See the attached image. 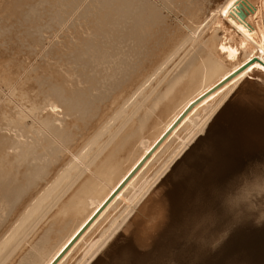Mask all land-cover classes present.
I'll return each instance as SVG.
<instances>
[{
    "label": "bare ground",
    "instance_id": "obj_1",
    "mask_svg": "<svg viewBox=\"0 0 264 264\" xmlns=\"http://www.w3.org/2000/svg\"><path fill=\"white\" fill-rule=\"evenodd\" d=\"M31 1L32 0H12L14 5L12 11L14 15L20 17L17 29L19 28L21 31L24 30V34L27 37H30L29 39L34 41L35 39L38 40L39 31L41 29L38 24V21H40V13L38 5L35 4V2L32 3ZM84 1L85 0H82L79 5L73 9L74 11L72 12V15L77 9H79ZM101 1V8L106 7L105 4L110 5L109 2H111L110 0ZM240 1L241 0H239V4L241 3ZM245 1L250 5L251 17L258 15L255 19L256 28L250 24L244 25L237 20V16L234 13L236 10L234 0H122L119 5L117 4L119 7H115L117 9L116 14L117 11H119L122 17V21L119 22V25H121L119 33L123 44V50L121 51V54L118 55L122 56H119L120 58L115 56L118 59L114 61L111 60L113 61V64H111L112 66L109 65L111 68L109 66L108 68L110 69L106 67L108 71L104 68V73L105 71L107 72V74L105 73L106 76H103L99 83L100 85L96 88V90L92 89L95 93L89 92V94L87 93V96L84 94V99H81V93L80 97L79 94L75 95V93L74 95L72 94L73 96L69 97L65 96L66 93L63 94L64 91L60 93L56 86L55 89L52 88L54 89L51 93L53 97H50V99L54 98L56 101L55 103L51 101L48 112L51 116L56 115L58 113L59 105L62 104L65 106L64 108L69 111V113L78 110L77 113L81 112V115L79 114L80 116H90L87 114H91L93 112L94 106H96L97 103L102 106L101 104L108 99L104 90L108 89V86L112 85V82L116 84L120 81L123 83L127 82L130 86V88L127 89L128 92H132L136 87H138L133 91V94L129 96V102L133 101L134 106L135 99H142L143 96L146 95L147 91H149V94H152L154 91L155 92L152 95L154 97L152 98L151 103H147L152 107L147 109L146 106H143L141 103L136 106L137 108L135 107L134 110L133 106V112L130 111V116L127 114L128 118L125 122L126 125L122 126V129L125 127L123 132L119 129L121 133H115L105 143V145L102 144L103 146L100 150H98L97 155L95 157L94 155L91 156L94 157L91 162L84 160L82 154L80 157L78 153L75 154L68 148L66 144L67 141L68 145H70L73 141H69L74 139L72 134L74 132L71 130L70 124H65L63 127V123L59 120L58 121L59 123H62L61 125L63 128L61 125L56 126V122H47L48 124H45L43 122L44 120H40L41 118H38L39 116L37 117L32 110H29L24 105L23 100L31 97L28 96L31 92V88L28 91H25L26 95H23L24 97L22 98V101L12 96V86L19 78V75L17 79H15L14 82H11V85L7 88L2 87L0 84V89L3 90H0L2 92H0V114H2L4 118H7L11 116V114L14 115V112L16 111L17 114H15L14 117L19 119L26 118L31 124L36 127L38 126L39 131L41 130V133L38 134L41 136L36 137L37 139L35 138L36 140H33L34 142L22 140L24 136L21 138L20 136L23 135L21 133L20 136H14L11 133H8L6 136H0V264H6L5 262L8 260L10 261L11 256L14 257L12 254H14V251L17 250V247L19 246L20 241L15 243L17 232L16 234L14 232L16 229L14 227L15 223L18 220H21L17 217L19 216L25 219L27 216L29 217V215L32 216L33 212L36 210L40 213L43 212L40 210L42 206L45 208V206L42 205L43 203L46 205L44 200L47 196L45 195H47L48 191L51 192V190L48 189V191L43 194H38L39 191H41V189L49 183V181H53L54 179L53 182L55 186H59L62 183L63 186L68 185L66 189L63 187L65 190L63 192L59 191L60 194H58V192L57 196H50L57 197V200L53 198L55 202L51 203H54L53 206L56 207L54 212L58 213V217L55 216L57 217L56 220L51 219L52 222L50 224L49 221L46 222L48 219H46V217L50 214V212L49 214L47 213L48 215L45 217V223H48V225L45 227V224H41L40 226L41 232H39L41 234V239L38 238L39 234L36 237L37 240L40 239L38 240L39 242L36 243L37 246L35 243H31V247L29 246L32 248L33 252L36 250L35 252L41 253L40 255H42L43 258L38 259L37 256L34 258V255V259H32V254L34 253H32L31 249L28 250L27 248V253L20 256L21 260L18 258L19 264H46L66 242L70 235L77 229V227L84 221V219L94 210V208H96L102 199L108 195L111 189L133 166L143 152L182 111L189 101L193 100L223 76L228 75L252 57H257V59L264 62V45L262 40H260L263 36L260 17L263 14L264 0ZM94 2L95 1H93V3ZM97 3L99 4L100 1ZM116 3H118V0ZM28 4L29 8L25 10L24 8ZM230 4L233 5L232 8H229ZM115 5L116 4H114V6ZM97 9L100 8L97 6L96 10ZM106 9L102 8V10ZM2 12H6V8L4 11L2 10ZM80 15L78 14L77 17L83 16ZM112 15L110 13V17ZM103 16L104 15H102V17ZM84 17H86L85 14ZM5 22L7 23V21ZM66 22L67 19L65 20V23ZM99 23L98 25H100ZM8 29L9 28L5 27L4 31L8 32ZM102 33L106 32L99 27L95 31V34L98 35H102ZM110 33H112L111 30L108 31L107 35L109 36ZM257 34L261 36V38L258 37L260 42L258 40L256 41L254 38ZM16 35L19 37L21 33L20 35L19 33ZM104 37L106 38V36ZM97 40L99 42L101 41L98 37H94L91 41V45L87 46L85 49L86 58L84 59V62H91L90 65L92 66L94 64L100 65L101 63L107 64L108 62L106 60L108 59L106 58H109V60L111 59L109 57L110 55H108L109 52L107 54L105 52L104 54V50H101L105 43H102L103 41H101L104 45H97L99 43L96 42ZM7 43L8 42H5V45ZM48 43L43 45L42 49L45 48ZM2 44L4 43L2 42ZM112 56L113 55L111 54V57ZM77 57L75 55V60L78 59ZM104 61H106V63ZM262 62L258 60L250 62L245 69L232 76L221 86L205 95L198 103L193 105L176 125L173 131L168 134V136L153 151L150 157H148L143 165L128 180L117 195L100 211L89 226L78 236L75 242L62 254L60 259L55 264H68L69 261L71 262L69 264H97L131 225H137V230L143 234L152 231L164 211V207L159 201V196H161L160 194L171 188L174 181L180 176V172L184 167V164L191 157V151L197 146L196 144L199 136L206 132L217 111L220 110L222 105L229 101L232 96L240 92H255L260 89L259 87H264V66L262 65ZM156 65L157 68L154 72L150 75H146V78L141 82L140 80L142 74H147L150 70H152L151 68ZM101 66L105 65L101 64ZM161 73L163 75H161ZM93 83L94 82H92V84ZM90 87L92 88L93 86ZM25 88H27V86ZM52 89L49 88L50 91ZM80 92L84 93L85 91ZM148 95L146 98H150V95ZM6 100H9V103L7 104L11 105L10 109L8 108L9 111H6L5 108L3 110L2 108V105ZM126 101H128V99H126ZM146 102L148 101L146 100ZM143 103H145V100ZM96 107V111L98 112V106ZM156 108H158L161 115H165V118L158 126L155 127L153 131L151 130V136H146L148 138L145 141H143L144 139L141 141V135L155 125L152 114L154 115ZM97 112H95V114ZM134 114L135 116H133ZM87 124L89 125L88 120ZM103 127L107 128L105 124ZM104 129L99 132V137H97V134L95 133V137H97V139H101L100 134H104V132H102ZM109 131L110 130L108 129V133ZM103 136L105 138V135ZM17 137H19V139ZM93 140H95V138H93ZM138 141L139 145L135 147V144ZM96 144H98V142H96ZM91 147L93 148V145ZM63 152L65 154L68 153L67 155L70 156L71 161L69 164L74 165L72 168L65 166V169L67 168L68 170L64 171V173L62 172L63 175L59 176V174L50 170L49 161L47 164V162L42 159H44L45 155L47 156L48 154L49 156H52V158L50 156L51 161L53 160L52 164H54V161H57L56 165H60V163H64L62 155ZM43 153H45V155L44 157L42 156V159H40V155ZM89 155H92V153ZM47 158L49 159V157ZM41 160L42 162H40ZM161 160L162 162H160ZM70 161L68 160V162ZM57 167L58 166H56L53 170H56ZM73 176L75 177L74 179L72 178ZM106 179H110V181L107 180L109 182L106 181L107 183H103L105 186L102 187L101 182ZM53 182H51L52 184L50 185H53ZM62 185H60L61 188ZM51 188H53V186ZM54 192L56 191L54 190ZM64 197L66 198L64 199ZM33 198V201L35 202L31 203ZM38 208L40 209L38 210ZM51 208L53 207H50V209ZM112 213L113 215L110 216ZM52 216L53 215H51V217ZM33 217L34 216H32V218ZM73 217H77V219L74 218L76 222L72 220ZM107 218L109 220L104 223ZM40 219H42V217L36 221V224L40 223ZM69 221H71L73 225L69 223ZM23 223L24 226H28L25 224L27 222L24 221ZM26 226L25 229L28 228ZM60 233L62 235H60ZM54 239L57 240L54 245L50 246L49 249L46 248L47 250L42 251L38 247L39 244H52V240ZM42 248L44 250V246Z\"/></svg>",
    "mask_w": 264,
    "mask_h": 264
},
{
    "label": "water",
    "instance_id": "obj_2",
    "mask_svg": "<svg viewBox=\"0 0 264 264\" xmlns=\"http://www.w3.org/2000/svg\"><path fill=\"white\" fill-rule=\"evenodd\" d=\"M240 2L237 20L256 28L258 15L251 17L250 5ZM260 21L263 36L254 38L264 45V7ZM254 60L262 62L252 57L189 101L46 264L60 259L193 105ZM259 88L232 96L217 111L180 176L160 194L164 211L155 228L143 234L131 225L97 264H264V204L251 207L260 197L246 199L243 192L264 185V87Z\"/></svg>",
    "mask_w": 264,
    "mask_h": 264
},
{
    "label": "rangeland",
    "instance_id": "obj_3",
    "mask_svg": "<svg viewBox=\"0 0 264 264\" xmlns=\"http://www.w3.org/2000/svg\"><path fill=\"white\" fill-rule=\"evenodd\" d=\"M42 1V2H41ZM48 1V2H47ZM57 1V2H56ZM72 1V2H71ZM82 0H32L31 2H35V4L38 5V10H39V13H40V21H38L39 25H40V31H39V36H38V40L35 39L34 41H32L31 39H29L30 37H27L24 33L25 31H22L18 28L17 29V25L19 24L20 20L19 18L20 17H17L16 15L13 14V8H14V5H13V2L12 0H1L0 1V84L2 85V87H9L11 84V82H14L15 79H17L18 75H19V78L15 81V83L13 84L12 86V96L15 97L16 99L18 100H23L22 98L24 97L23 95H26L25 91H28L30 88H31V92L29 93L28 96H31V97H28V99L26 100H23L24 102V105L29 109V110H32V112H34V114L38 117V118H41L40 120H44L43 122L46 124L47 122H53L55 124H57L56 126H60L62 123L63 127L64 125L66 124H70L71 126V130L74 132L72 133L73 134V138L75 139H71L69 142H72L70 145H68V141H67V146L70 150H72V152H74L75 154L78 153V155H80L81 157V154H82V157L84 160H87V162H91L93 160V158L97 155L98 153V150H100V148H102L103 145H105V143L115 134V133H119L120 131L123 132V128L122 129V126L123 125H126L125 122L128 118V115L130 114V111L133 112V106H134V102L131 101L129 102V96L133 94V91L138 88L136 87L132 92L131 91H127L128 88H130V86L128 85L127 82L123 83V82H119L118 84L112 82V85L108 86V89L104 90L105 92V95L108 96V99L103 103L101 104L102 106H100L99 103L96 104V106H98V112L96 111L97 110V107L94 106V109H93V114H95V112H97L95 115H93L92 113H88L87 115H90V116H86V115H83V116H80L81 115V112L80 113H77V111H73V112H70L67 111L63 106L62 104L59 105V108H58V113L56 115H53L51 116L49 114V104H51V101L55 103V99L54 98H51L50 97H53L52 96V91L55 89V86L57 88V90H59L60 93H62L63 91V94H65V96H73L74 93L75 95H78L79 94V97H80V93H81V99H84V94L85 96H87V93L89 94V92L91 93H95V91L93 90H96V88H98V86L100 85V81L102 80L103 76L107 74L106 71L108 66H112L111 64H113V61L118 59L117 57H119L120 55L118 54H121V51L123 50V44H122V41H121V38H120V33H119V30L121 29V25H119V22L122 21V17L120 15V12L117 11V14H116V8H118L120 2L122 1H119L118 0V3L117 0H110L111 2L110 5L109 4H105L106 7H102L103 9H106V10H102L101 8V4H102V1L101 0H98L100 1V3L98 4L97 0H93L95 1L94 4L92 0H85L83 2V4L79 7V9H77L75 11V13L72 15V12L74 11L73 9H75L79 3L81 2ZM91 1V2H89ZM104 1V0H103ZM44 2V3H43ZM88 2V3H86ZM114 2V3H113ZM5 4V5H4ZM50 4V5H49ZM94 4V5H93ZM114 4H116L114 7ZM118 4V5H117ZM41 5V6H39ZM97 5L98 8L100 9H97ZM100 5V7H99ZM109 5V6H108ZM29 4L25 6V10H27L29 7ZM58 6V7H57ZM87 6V7H86ZM111 6V7H110ZM113 7V9H112ZM116 7V8H115ZM6 8V12H2V10L4 11ZM52 8V9H51ZM83 9V10H82ZM41 10V11H40ZM82 10V11H81ZM85 10V11H84ZM92 11V12H91ZM103 11V12H101ZM114 11V12H113ZM46 12V13H45ZM83 12V13H81ZM109 14H108V13ZM3 13V14H2ZM83 15L82 17H77L78 14L80 15ZM106 13V14H105ZM110 13L112 15V19L110 17ZM119 13V14H118ZM7 14V15H6ZM84 14L86 17H84ZM88 14V16H87ZM99 16H97V15ZM43 15V16H42ZM71 17H70V16ZM80 15V16H81ZM102 15H104L102 17ZM42 16V17H41ZM97 16V17H96ZM108 16V17H107ZM59 17V18H58ZM65 17V18H64ZM101 17V18H99ZM107 17V18H106ZM115 17V18H114ZM117 17V18H116ZM13 18V19H12ZM43 18V19H42ZM54 18V19H53ZM79 18V19H78ZM86 18V19H85ZM18 19V20H17ZM67 19V22L65 23V20ZM102 19V20H101ZM108 19V21H107ZM61 20V21H60ZM7 21V23L5 22ZM12 21V22H11ZM19 21V22H18ZM102 21V22H101ZM118 21V23H117ZM3 22V23H1ZM100 22V23H99ZM15 23V24H14ZM53 23V24H52ZM65 23V24H64ZM98 23L100 25H98ZM117 23V24H116ZM64 24V25H63ZM93 24V25H92ZM106 26H105V25ZM8 25V26H7ZM63 25V26H62ZM67 25V26H66ZM111 25V26H110ZM4 26V27H3ZM12 26V27H10ZM16 26V27H15ZM42 26V27H41ZM53 26V27H52ZM58 26V27H57ZM5 27L6 28H9L8 29V32H5ZM62 27V28H61ZM100 28V29H103L105 30L106 33H102L101 34H95V31L97 28ZM106 27V28H104ZM113 27V28H112ZM2 28V29H1ZM11 28V29H10ZM43 28V29H42ZM50 28V29H49ZM61 28V29H60ZM17 29V30H16ZM58 29V30H57ZM20 30V31H19ZM111 30V32L113 33H110V35L108 36L107 33L108 31ZM4 31V32H3ZM18 31V32H16ZM57 31V32H56ZM66 31V32H65ZM56 32V33H55ZM10 33V34H9ZM21 33V35L18 37L16 34ZM51 33V34H50ZM9 34V35H8ZM55 34V35H54ZM106 34V35H105ZM54 35V36H53ZM15 36V37H14ZM53 36V38H52ZM106 36V38L104 37ZM2 37V38H1ZM8 37V39H7ZM18 37V38H17ZM94 37H98L99 40L101 39V41H103L102 43H105L102 44L101 41L99 42L98 40L96 41L97 45H104L101 50L103 51L104 50V54L106 52V54L108 53V55H110L109 57L111 58L109 60V58H106L108 60H106L108 63L107 64H104V63H101L102 65H105V66H101V64L97 65V64H94L93 66L90 65L91 62H84V59L86 58V55H85V49L87 46H90L91 45V41L92 39H94ZM103 37V38H102ZM109 39H108V38ZM11 38V39H10ZM24 38V39H23ZM52 38V39H51ZM120 38V40H119ZM20 41H19V40ZM22 39V40H21ZM40 39H41V43H40ZM51 39V41L48 43V41ZM78 39V40H77ZM111 39V40H110ZM7 40V41H6ZM25 40V41H24ZM44 40V41H43ZM2 42L4 44H2ZM5 42H8L7 44L9 45H5ZM61 42V43H60ZM22 45H21V44ZM46 43L47 46H45V48L42 49L43 45H45ZM56 43V44H55ZM28 44V45H27ZM52 44V45H51ZM107 47V48H106ZM72 48V49H71ZM42 49V50H41ZM3 50V51H2ZM57 50V51H56ZM7 51V52H6ZM10 51V52H9ZM78 51V52H77ZM82 51V52H81ZM34 52V53H33ZM40 52V53H39ZM55 52V53H54ZM69 52V53H68ZM71 52V53H70ZM39 53V54H38ZM58 53V54H57ZM72 53H73V56H72ZM76 53V54H75ZM80 55H79V54ZM38 54V55H37ZM60 54V55H59ZM67 54V55H65ZM71 54V55H70ZM79 56H78V55ZM111 54L115 57H111ZM9 55V56H8ZM37 55V56H36ZM75 55L78 59L75 60ZM36 56V58H35ZM66 56H67V59H66ZM70 56V57H69ZM83 56V57H82ZM122 56V55H121ZM120 56V57H121ZM60 57V58H59ZM73 57V58H72ZM119 57V58H120ZM63 58V59H62ZM70 58V60H69ZM72 58V59H71ZM81 58V59H80ZM114 58V59H113ZM10 59V60H9ZM60 59V61H59ZM62 59V60H61ZM83 59V60H82ZM76 62H75V61ZM82 60V61H81ZM113 60V61H111ZM79 61V62H78ZM81 61V63H80ZM106 61H104L106 63ZM119 61V60H118ZM87 63V64H86ZM16 64V65H15ZM79 64V65H78ZM82 64V65H81ZM109 66V67H110ZM107 67V68H106ZM72 68V69H71ZM78 68V69H77ZM106 69L105 73H104V70ZM111 68V67H110ZM108 68V69H110ZM157 68V65L153 68H151L152 70H150L147 74L146 73H143L142 76H141V82L146 78V75H150L152 72H154V70ZM24 70V72H23ZM87 70V71H86ZM33 71V72H32ZM86 71V72H85ZM23 72V73H22ZM66 72V73H65ZM80 72V74H79ZM21 75H20V74ZM77 73V74H76ZM83 73V74H82ZM99 75L97 76L96 75ZM164 73V72H163ZM89 74V75H88ZM82 75V76H81ZM88 75V76H87ZM161 75H163L161 73ZM41 76V77H40ZM104 76V77H105ZM16 77V78H15ZM82 77V78H81ZM85 77V78H84ZM87 77V78H86ZM89 77V78H88ZM92 80H91V78ZM94 77V78H93ZM30 78V79H28ZM42 78V80H41ZM45 78V79H44ZM44 79V80H43ZM66 79V80H64ZM84 79H85V82H84ZM13 80V81H12ZM89 80V81H88ZM28 81V82H27ZM36 81V82H35ZM53 81V82H52ZM88 81V82H87ZM91 81V83H90ZM41 82V83H40ZM52 82V83H50ZM59 82V83H58ZM92 82H94L92 84ZM46 83V84H45ZM50 83V84H48ZM88 83V84H87ZM97 84V85H96ZM21 85V86H20ZM141 85V84H140ZM155 85V84H154ZM153 85V86H154ZM27 86V88H25ZM30 86V87H29ZM54 86V87H53ZM90 86H93L92 88ZM96 86V87H95ZM21 87V88H20ZM41 87V88H40ZM48 87V88H47ZM60 87V88H58ZM90 87V88H88ZM45 88V89H44ZM49 88H54L52 89L51 91L49 90ZM115 88V89H114ZM15 89V90H14ZM25 89V90H24ZM63 89V90H62ZM82 89V90H80ZM85 89V90H83ZM93 89V90H92ZM1 90V89H0ZM87 90V91H86ZM90 90V91H89ZM112 90V91H111ZM3 91V90H1ZM0 91V92H1ZM80 91H85L84 93L80 92ZM127 91V92H126ZM69 92V93H68ZM79 92V93H77ZM155 92V91H154ZM154 92L152 94H149V91L146 92V95L143 96L142 99H137V100H140V101H137L134 97V101H135V106H134V110H135V107L138 106L139 104H143V106H146V108H151L152 106H150L149 104L151 103L152 101V98L154 96H152L154 94ZM2 93V92H1ZM0 93V95H1ZM15 93V94H14ZM23 93V94H22ZM28 93V92H27ZM48 93V94H47ZM127 95H126V94ZM22 94V95H21ZM73 94V95H72ZM83 94V95H82ZM150 95V98L146 96L147 95ZM51 95V96H50ZM148 95V96H149ZM152 96V97H151ZM83 97V98H82ZM126 99H128V101H126ZM54 100V101H53ZM117 100V101H116ZM145 100V103H143ZM146 100L148 102H146ZM7 101V102H6ZM4 102V104L2 105V108L4 110V108L6 109V111H9L11 105L10 104H7L9 103V100H6ZM112 102V103H111ZM124 102V103H123ZM128 104H127V103ZM133 102V104H132ZM137 102V104H136ZM2 103V101H1ZM131 103V104H130ZM149 103V104H147ZM99 104V105H98ZM123 104V105H122ZM5 106V107H4ZM61 106V107H60ZM117 106V107H116ZM130 106V107H129ZM31 107V109H30ZM102 107V108H101ZM9 108V109H8ZM115 108V109H114ZM127 108V109H126ZM130 108V109H129ZM137 108V107H136ZM65 109V110H64ZM101 109V110H100ZM104 111H103V110ZM123 109V110H122ZM34 110V111H33ZM39 110V111H38ZM122 110V111H121ZM125 110V111H124ZM37 111V112H36ZM158 111V112H157ZM120 112V113H119ZM19 113V112H18ZM74 113V114H72ZM117 113V115H116ZM17 114V112L15 111L14 112V115ZM72 114V116H71ZM80 114V115H79ZM114 114V115H113ZM125 114V115H124ZM128 114V115H127ZM2 115V114H0ZM14 115L11 114V116L9 117H5L2 115L0 116V136L4 135L6 136L8 133H11L12 135L16 136H20V133L23 134L21 135L20 137L22 138V140H27V141H31V142H34L37 138L36 137H39L41 135H38L40 134L41 130L39 131V128L38 126L36 127L35 125L31 124L25 117V119L21 118H17V117H14ZM94 117H93V116ZM101 115V116H100ZM64 116V117H63ZM86 116V117H85ZM123 116V118H122ZM130 116V115H129ZM135 116V114L133 115ZM43 117V118H42ZM62 117V118H61ZM81 117V118H80ZM83 117V118H82ZM90 117V118H89ZM115 117V118H114ZM119 117V118H118ZM4 118V119H3ZM65 118V119H64ZM86 120H85V119ZM111 118V119H110ZM152 118L153 120L155 121V125L152 126V128H150L149 130H147L146 132H144L142 135H141V141H145L148 137L146 136H151V130L153 131L155 129L156 126L159 125V123L162 122V120L165 118V115H161L159 113V110L158 108H156L155 110V113L154 115L152 114ZM17 119V120H16ZM80 119V120H79ZM85 122H84V120ZM114 121H113V120ZM28 123H27V121ZM52 120V121H51ZM57 120V121H56ZM61 121L59 123V121ZM87 120H88V123L89 125L87 124ZM90 120V121H89ZM118 120V121H117ZM17 121V122H16ZM19 121V122H18ZM46 121V122H45ZM113 123H112V122ZM15 122V123H14ZM22 122V123H21ZM91 122V123H90ZM106 122V123H105ZM112 124H111V123ZM86 123V124H84ZM48 124V123H47ZM59 124V125H58ZM105 124L106 127H103ZM110 124V126H109ZM15 125V126H14ZM20 125V126H19ZM61 125V127H62ZM86 127H85V126ZM91 125V126H90ZM24 126V127H23ZM90 126V127H88ZM22 127V128H21ZM60 127V128H61ZM62 127V128H63ZM104 129L102 132H104V134H100V138L101 139H97V137H99V132ZM117 127V128H116ZM121 127V128H120ZM127 127V126H126ZM17 128V129H16ZM33 128V130H32ZM61 128V129H62ZM112 128V129H111ZM116 130H115V129ZM26 129V130H25ZM99 129V130H97ZM108 129L110 130L109 133H108ZM120 129V131H119ZM122 129V130H121ZM20 130V131H19ZM112 130V132H111ZM114 130V131H113ZM30 131V132H29ZM107 131V132H106ZM94 132V133H93ZM101 132V133H102ZM107 134H106V133ZM120 132V133H121ZM97 135H96V134ZM112 133V134H111ZM111 136H110V135ZM38 135V136H37ZM85 135V136H84ZM94 135V136H93ZM95 135L97 137H95ZM105 135V138L104 136ZM3 136V137H4ZM30 136V137H29ZM91 136V137H90ZM93 136V137H92ZM34 137V138H33ZM145 137V138H144ZM19 139V137H17ZM30 138V139H29ZM36 138V139H35ZM91 138V139H90ZM93 138H95V140H93ZM32 139V140H31ZM97 139V140H96ZM105 141H104V140ZM34 140V141H33ZM89 140V141H88ZM100 140V141H99ZM103 140V142H102ZM88 141V142H87ZM94 144H93V143ZM96 142H98V144H96ZM101 142V143H100ZM90 143V144H88ZM100 143V144H99ZM103 144V145H102ZM93 145V148L91 147ZM95 145V147H94ZM139 145V141L136 142L135 144V147H137ZM99 147V148H98ZM97 148V149H96ZM93 149V150H91ZM12 150V149H11ZM96 150V151H95ZM93 151V152H92ZM95 151V152H94ZM92 153V155H89V154ZM95 153V154H94ZM68 154V153H67ZM63 152V161L64 163H60L56 165L57 161L55 162L54 161V164L53 163V160L51 161L50 159V156L47 154V156L45 155V153L41 154L40 155V159H42L44 157V160L45 162H47L48 164V161L50 164H49V168L51 171H54L56 174H59L60 175H63L62 172L64 173V171L68 170L67 168L65 169V166L66 167H70L72 168L73 165L72 164H69L71 163L70 161V156L67 155ZM65 155V156H64ZM88 155V157H87ZM94 157H91L93 156ZM43 156V157H42ZM49 157V159L47 158ZM68 157V158H66ZM86 157V158H85ZM52 158V156H51ZM62 158V156H61ZM46 159V160H45ZM48 159V160H47ZM70 162H68V160ZM42 160L40 162H42ZM163 160V159H162ZM162 160L160 162H162ZM43 161V162H44ZM44 162V163H45ZM71 166H69V165ZM54 165V166H53ZM52 166V167H51ZM56 166H58L56 168V170H53ZM65 169V170H64ZM61 170V171H60ZM71 170V169H70ZM59 172V173H58ZM55 174V175H56ZM57 177V175H56ZM73 179L75 178L74 176L72 177ZM71 178V179H72ZM53 179V178H52ZM51 179V180H52ZM79 180V179H78ZM110 179H106V180H103V182H101L102 184V187H104L105 185H103V183H107L109 181H107ZM54 181V179H53ZM53 181H49L48 184H46L42 189L41 191H39V194H43L44 192L48 191V189L51 190L47 192V196L44 200V202H46V205L45 203H43L42 205L45 206V208L42 206L41 207V210L40 211H43V212H39V211H34L32 216H34L32 218V216L29 215V217L27 216L25 219L22 217H17L18 219H21V220H17L19 221H15V225L14 228L15 229V234L17 232V237L15 239V243L19 242V246L17 247V250L14 251V254H12L14 257L11 256V259L10 261L8 262H5L6 264H19V260L18 258L21 260V255L22 254H26L27 251L29 249H31L32 251V248L31 247V243H35V245L37 246L36 243H38L41 238V234H40V229H41V224H45V227L48 225V223L46 224L45 221L47 219L46 222L49 221V223L51 224L52 220H56V218L58 217L57 214L58 213H55V208L53 206V204L51 202H55L54 199L57 200V197H54V196H57V193L60 191V192H63L66 187L65 183L63 186L62 184V188L59 186H55L54 185V182ZM72 181V180H71ZM70 181V182H71ZM107 181V182H106ZM51 182H53V185H50L52 184ZM48 185V186H47ZM53 186V188H51ZM65 189H64V188ZM101 187V188H102ZM59 188H61L60 190H58ZM45 190V191H44ZM54 190L56 192H54ZM62 190V191H61ZM50 192V193H49ZM60 192L58 194H60ZM244 194H245V197L246 199H252L251 197L252 194H255V195H258L260 197V199L256 200V201H253L251 202V207L253 208H256V207H259L260 205L264 204V185H254L252 187L249 186L247 188H245L243 190ZM56 193V194H54ZM51 195H54L52 197H50ZM43 196V197H45ZM68 196V195H67ZM50 198V199H49ZM52 198V199H51ZM54 198V199H53ZM66 197H64L65 199ZM48 199V200H47ZM63 199V198H62ZM34 198L32 199L31 203L32 202H35L33 201ZM51 200V201H50ZM50 201V202H49ZM62 201V200H61ZM50 203V204H49ZM50 205V206H48ZM50 207H53L50 209ZM44 208V209H42ZM40 208H38L39 210ZM54 209V210H53ZM47 210V211H46ZM53 210V211H52ZM28 212V211H26ZM39 212V213H38ZM50 212V214H49ZM52 212V214H51ZM115 212V211H114ZM113 212V213H114ZM50 215H48V214ZM55 213V214H53ZM113 213L110 215L112 216ZM39 214V215H38ZM46 214V215H45ZM44 215V216H42ZM48 215V216H47ZM51 215H53L51 217ZM47 216V217H46ZM57 216V217H55ZM40 219V223L39 224H36L37 220ZM46 217V219H45ZM50 217V218H49ZM44 218V219H43ZM75 217L72 218V220L75 221V219H77V217L74 219ZM80 218V217H79ZM78 218V219H79ZM111 218V217H109ZM32 219V220H31ZM52 219V220H51ZM31 220V221H30ZM71 220V221H72ZM109 219L107 218V220L104 222L106 223ZM27 222L25 224H27L28 228L25 229V226H24V223L23 222ZM29 221V222H28ZM44 221V222H43ZM71 221H69V223H71ZM42 222V223H41ZM73 223V221H72ZM71 223V224H72ZM103 223V224H104ZM19 224V225H18ZM74 224V223H73ZM72 224V225H73ZM102 224V225H103ZM18 225V226H17ZM37 225V227H36ZM24 227V228H23ZM101 227V226H100ZM39 228V229H38ZM25 229V230H23ZM38 229V230H37ZM36 230V231H35ZM24 231V232H23ZM40 231V232H39ZM64 231V230H63ZM35 233V234H34ZM62 233V232H61ZM60 233V235H62ZM40 234V235H39ZM39 235L38 239L37 240V236ZM19 238V239H17ZM59 238V237H58ZM57 238V239H58ZM56 239V240H57ZM37 240V242H36ZM55 239L52 240V244L50 243L49 245H42V244H39V248L40 250L42 251H45L47 249L50 248V246L54 245L55 244ZM23 241V243H22ZM54 241V242H53ZM27 243V244H26ZM30 246V247H29ZM44 246V250H43V247ZM49 246V247H48ZM24 247V248H23ZM28 248V250H27ZM36 248V247H35ZM47 248V249H46ZM23 249V250H22ZM37 249V248H36ZM35 250V249H33ZM36 251V250H35ZM33 252L34 254H32V259L37 258L38 259H42V255H40L41 253L39 252ZM25 252V253H23ZM18 255V256H17ZM35 255V256H34ZM17 256V257H15ZM34 256V258H33ZM41 257V258H40ZM15 258V259H14ZM17 261V262H16ZM72 261V260H71ZM12 262V263H10ZM69 263H71L69 261ZM68 263V264H69Z\"/></svg>",
    "mask_w": 264,
    "mask_h": 264
},
{
    "label": "snow or ice",
    "instance_id": "obj_4",
    "mask_svg": "<svg viewBox=\"0 0 264 264\" xmlns=\"http://www.w3.org/2000/svg\"><path fill=\"white\" fill-rule=\"evenodd\" d=\"M234 4L237 5V10H239V0H234ZM232 7H233V5L230 4V5H229V8H232ZM225 14H227V13H225Z\"/></svg>",
    "mask_w": 264,
    "mask_h": 264
}]
</instances>
